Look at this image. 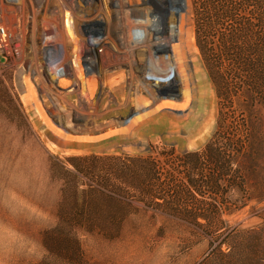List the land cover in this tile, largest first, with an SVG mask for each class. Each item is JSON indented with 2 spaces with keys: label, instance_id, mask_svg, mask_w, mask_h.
Returning a JSON list of instances; mask_svg holds the SVG:
<instances>
[{
  "label": "rangeland",
  "instance_id": "374dc122",
  "mask_svg": "<svg viewBox=\"0 0 264 264\" xmlns=\"http://www.w3.org/2000/svg\"><path fill=\"white\" fill-rule=\"evenodd\" d=\"M63 1L42 0L45 11L34 12L31 32L30 0L7 10L0 0V21L14 31L0 43V264H39L45 258L48 264H70L47 257L43 234L74 217L73 187H103L111 178L130 197L131 186L111 166H136L149 155L163 159L160 153L176 166V156L200 150L215 127L217 98L195 43L188 1L65 0L75 7L72 34L63 21L69 12ZM144 17L151 21L145 31L139 27ZM54 20L63 22L64 48L47 36ZM155 36L168 41L162 51L149 48ZM58 75L70 80L60 85ZM167 88L175 90L172 101ZM235 115L243 118L239 109ZM251 119L256 142H264V108L256 105ZM258 153L264 165V143ZM258 172L248 177L250 190L264 187L253 184L264 174ZM208 201L219 206V200ZM125 208L119 231L112 222L93 233L76 229L80 264H264V201L252 198L221 214L212 227L136 200ZM235 234L247 236L241 242L253 247L241 248L240 256L219 255L216 250L226 249L222 241ZM211 250L217 254L209 260Z\"/></svg>",
  "mask_w": 264,
  "mask_h": 264
},
{
  "label": "trees",
  "instance_id": "16d2710c",
  "mask_svg": "<svg viewBox=\"0 0 264 264\" xmlns=\"http://www.w3.org/2000/svg\"><path fill=\"white\" fill-rule=\"evenodd\" d=\"M186 1L191 7L195 43L217 98L211 136L200 150H185L176 156V166L165 153H160L163 159L149 155L136 160V166H111V172L131 186L135 194L130 197L123 191L124 185L113 183L111 178L103 187H73L74 217L43 234L47 257L80 264L76 229L93 233L112 222L116 224L114 232L119 231L128 213L125 205L131 200L196 225L202 219L211 227L221 214L252 198L264 201V187H247L248 177L264 171L258 158L259 145L264 142H256L257 128L251 119L256 105L264 108V0ZM237 109L243 114L240 120L235 115ZM73 166L83 172L78 164ZM261 177L253 184L264 186V174ZM208 199L219 200V206ZM189 201H195L194 205ZM246 238L230 235L222 241L226 249L216 251L224 257L243 255L241 248L253 247L241 242ZM217 252L211 250L208 259H214ZM47 261L45 258L39 264ZM239 262L246 264H236Z\"/></svg>",
  "mask_w": 264,
  "mask_h": 264
},
{
  "label": "bare ground",
  "instance_id": "6f19581e",
  "mask_svg": "<svg viewBox=\"0 0 264 264\" xmlns=\"http://www.w3.org/2000/svg\"><path fill=\"white\" fill-rule=\"evenodd\" d=\"M64 2V4H65V6H66V8L69 10V12H64V19H63V21H64V23H65V28H66V30H67V32L68 33H71L72 34V31H73V29L76 27L75 25L76 24H74L76 21L74 20V11H75V7L74 6H72V4L71 3H69V2H67V1H63ZM175 3V2H180L179 0H172V3ZM36 3H37V5L38 6H42V0H36ZM2 6V5H1ZM80 7V6H79ZM9 9V8H8ZM121 10H126L125 8L124 9H121ZM154 10V9H153ZM1 11V10H0ZM155 11V10H154ZM155 13V12H154ZM6 14V13H5ZM4 14V15H5ZM155 15V14H154ZM145 16V15H144ZM155 16H157V15H155ZM5 17V16H4ZM51 17V16H50ZM59 17V16H58ZM85 17H87V20H90L91 19V15H87V16H85ZM132 17V16H131ZM48 18H49V16H48ZM59 19V18H58ZM61 19V18H60ZM93 19V18H92ZM51 21V20H50ZM49 21V22H50ZM60 21V20H59ZM58 21V22H59ZM75 21V22H74ZM58 22H57V20L55 21H53V23H52V29H53V32H52V37L57 41H60V42H58V44H60V45H62V47H63V42H61V39L63 38V35H62V30H61V28L59 27V24H58ZM61 22V21H60ZM151 22V21H150ZM149 21H148V19H145V17L143 18V24H142V26H141V24L139 25V27H140V29L142 28L144 31L145 30H149V27H150V23ZM61 23H63V22H61ZM88 23V22H87ZM92 23H93V21H92ZM86 24V23H85ZM45 25H48V22L45 24ZM89 25V24H88ZM33 27H35V25H32ZM48 27V26H47ZM51 27V26H50ZM85 27H86V25H85ZM77 28V27H76ZM92 28V27H91ZM86 30H88V29H86ZM34 31V28H33V30H32V32ZM44 31V30H43ZM46 32V31H45ZM84 32H86L87 33V31H84ZM90 32V31H89ZM46 34V33H45ZM92 35V34H91ZM86 36V35H85ZM84 37V36H83ZM88 38V37H87ZM154 40H153V42H151V40L149 41V48L151 47V50H153V49H158V50H160V51H162L161 49H163V48H166V46H167V40H164V41H157L156 39H157V37L155 36L154 38H153ZM173 39V38H172ZM46 40V39H45ZM52 40V39H51ZM155 40H156V42H155ZM53 41V40H52ZM174 41V40H173ZM172 42V41H171ZM106 44V43H105ZM158 44V45H157ZM91 45H92V43H91ZM152 45H154V46H152ZM162 46V47H161ZM55 47L57 48V46H56V43H55ZM54 47V48H55ZM174 48V42H172V45H171V48ZM64 48V47H63ZM62 48V49H63ZM172 52H174V50L172 51ZM61 56H63V55H61ZM88 58V57H87ZM179 58V57H178ZM180 65L182 66V68H181V70H182V73H184V70H185V64H184V62H183V60L181 59V56H180ZM57 61V60H56ZM54 63V62H53ZM88 63V62H87ZM91 63H92V61H91ZM173 63H174V61H173ZM93 64V63H92ZM155 65V64H154ZM154 67H156V65L154 66ZM173 67H176V69H178V64L175 62V65L173 66ZM156 70H157V67H156ZM57 71H58V69H55V70H52V75L54 74L55 75V73H57ZM176 71H178V70H176ZM58 74V73H57ZM176 74H178L177 72H176ZM119 75H120V73H119ZM116 76V75H115ZM113 77L112 78V80L113 81H115L116 82V77ZM121 76H122V74H121ZM55 77H57V79H58V82H59V84L60 85H62V83H67V81H69L70 80V76H68V75H65V76H60V75H58V76H55ZM62 79H64V80H62ZM61 80H62V82H61ZM114 82V83H115ZM166 85L167 86H170V87H173L174 85H172V83L171 82H167L166 83ZM165 91H167L168 92V95L170 96V97H168V101H172V96L173 95H175V90H173V89H171V88H167V90H165ZM171 92V93H170ZM163 96V95H162ZM173 100H175L174 98H173ZM58 125H56V127H57ZM59 127V126H58ZM57 127V128H58ZM61 129V128H60ZM61 131H63V130H61Z\"/></svg>",
  "mask_w": 264,
  "mask_h": 264
},
{
  "label": "built area",
  "instance_id": "2783aa9c",
  "mask_svg": "<svg viewBox=\"0 0 264 264\" xmlns=\"http://www.w3.org/2000/svg\"><path fill=\"white\" fill-rule=\"evenodd\" d=\"M3 1H4L2 3L3 4V9H5V10H7V8H20L21 7L20 0H3ZM30 5H31V10H32L31 11V15H30V26H31L30 31L32 32L33 28L35 29V27L32 26V25H34L33 14H34L35 11H41L42 8H43V12H44L45 11V5L38 6L36 1H34V0H30ZM0 17H1L0 20L2 22H4L3 21V16L1 14H0ZM1 21H0V32H1L0 33V43H4V42H6V39L8 38V36L11 33H14V31H13V29L6 28ZM48 29H49V31H47V36L51 35L52 32H53L52 26L49 27ZM51 37H52V35H51Z\"/></svg>",
  "mask_w": 264,
  "mask_h": 264
}]
</instances>
